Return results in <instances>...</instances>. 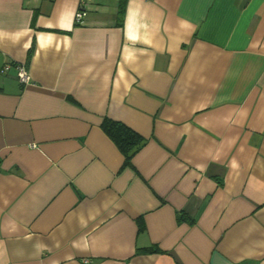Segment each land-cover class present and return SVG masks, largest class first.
I'll return each instance as SVG.
<instances>
[{
	"label": "crops",
	"instance_id": "crops-1",
	"mask_svg": "<svg viewBox=\"0 0 264 264\" xmlns=\"http://www.w3.org/2000/svg\"><path fill=\"white\" fill-rule=\"evenodd\" d=\"M80 7L0 0V264H264V0Z\"/></svg>",
	"mask_w": 264,
	"mask_h": 264
},
{
	"label": "trees",
	"instance_id": "trees-1",
	"mask_svg": "<svg viewBox=\"0 0 264 264\" xmlns=\"http://www.w3.org/2000/svg\"><path fill=\"white\" fill-rule=\"evenodd\" d=\"M120 13H122V10H120ZM102 128L124 154L125 165H130L132 163V158L134 155L148 141L145 136L137 132L126 123L109 117L104 118L102 122ZM158 250L159 248L156 246L140 249L141 252H154Z\"/></svg>",
	"mask_w": 264,
	"mask_h": 264
},
{
	"label": "built area",
	"instance_id": "built-area-1",
	"mask_svg": "<svg viewBox=\"0 0 264 264\" xmlns=\"http://www.w3.org/2000/svg\"><path fill=\"white\" fill-rule=\"evenodd\" d=\"M91 0H81V7L78 10L77 14H76V22L77 23H81L83 21L84 16L86 15L87 12V5ZM10 68L9 64H6L3 68V71H6ZM16 68H17V76L19 78V80L22 83H30L31 82V74L29 73L27 67L22 64H16Z\"/></svg>",
	"mask_w": 264,
	"mask_h": 264
}]
</instances>
